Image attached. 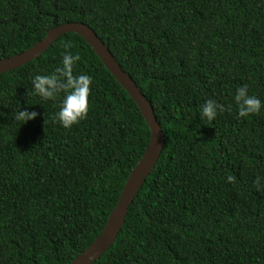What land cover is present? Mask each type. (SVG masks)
Listing matches in <instances>:
<instances>
[{"label": "trees", "instance_id": "16d2710c", "mask_svg": "<svg viewBox=\"0 0 264 264\" xmlns=\"http://www.w3.org/2000/svg\"><path fill=\"white\" fill-rule=\"evenodd\" d=\"M67 23L94 31L165 136L92 264H264V0H0V60ZM66 50L80 56L73 74L92 77L88 114L70 128L53 122L62 96L44 101L30 87ZM240 86L261 100L258 113L237 116ZM206 99L224 106L213 120L199 118ZM19 105L38 115L20 124ZM150 137L76 33L0 73V264H70L102 233Z\"/></svg>", "mask_w": 264, "mask_h": 264}, {"label": "water", "instance_id": "95a60500", "mask_svg": "<svg viewBox=\"0 0 264 264\" xmlns=\"http://www.w3.org/2000/svg\"><path fill=\"white\" fill-rule=\"evenodd\" d=\"M70 32L81 36L94 50L105 67L137 104L151 132L149 146L143 153L136 167L130 173L118 202L111 212L102 233L85 251L70 263L92 264L105 251H107L119 234L130 204L133 202L135 195L140 190L145 179L152 172L153 167L163 150L165 136L155 118L152 106L140 92L135 82L122 71L120 66L114 60L112 54L97 37L94 31L84 24L67 23L50 29L46 36L42 40L36 42L31 48L15 56L0 60V73L7 72L28 63L40 55L56 38Z\"/></svg>", "mask_w": 264, "mask_h": 264}, {"label": "clouds", "instance_id": "9594fccd", "mask_svg": "<svg viewBox=\"0 0 264 264\" xmlns=\"http://www.w3.org/2000/svg\"><path fill=\"white\" fill-rule=\"evenodd\" d=\"M64 47L67 49L69 44L65 43ZM79 60V54H72L66 50L61 56L59 65L51 74H36L30 81L32 92L44 101L55 100L62 96L53 122L59 123L63 128H70L83 120L89 110L92 77L85 73L73 74V66ZM232 103L239 117L258 113L262 107L261 100L250 95L246 86H240L235 90ZM223 110L224 106L216 100L206 99L199 106L198 115L200 119L213 120L217 113ZM37 115L36 111H29L26 107L21 108L20 105L14 110V119L20 124ZM227 179L231 181L232 177L229 176Z\"/></svg>", "mask_w": 264, "mask_h": 264}]
</instances>
